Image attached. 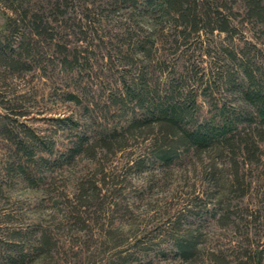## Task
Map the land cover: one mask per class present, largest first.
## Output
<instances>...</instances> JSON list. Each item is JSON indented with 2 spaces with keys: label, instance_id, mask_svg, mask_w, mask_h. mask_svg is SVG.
Masks as SVG:
<instances>
[{
  "label": "trees",
  "instance_id": "16d2710c",
  "mask_svg": "<svg viewBox=\"0 0 264 264\" xmlns=\"http://www.w3.org/2000/svg\"><path fill=\"white\" fill-rule=\"evenodd\" d=\"M0 1L12 11L0 32V107L5 110H0L2 264L51 258L57 246L51 231L40 229V224L29 230L22 227L11 212L23 203L13 189L43 191L47 202L55 194L52 205L63 213V226L84 229L93 217L90 200L100 198L105 187L100 180L108 172L99 162L134 134L152 135V142L147 160H135L124 175L133 168L145 171L149 161L158 164L160 174L199 163L210 168L209 182L224 192L219 205L228 192L247 194L250 186H244L241 163L264 164V49L252 40L264 37V0ZM239 1L243 8L235 5ZM77 5L82 8L79 13ZM143 16L151 19L149 25ZM106 23L120 30L103 27ZM248 31L252 35L247 37ZM221 33L224 39L215 42ZM237 36L238 42L244 37L242 44L235 42ZM169 52L177 55L175 64ZM33 72L65 86L53 93L81 104L86 122L73 113L53 117L50 134L29 123V103L35 99L28 91L20 92L16 80ZM63 129L69 141L58 145L55 134ZM85 158L96 169L79 180L81 191L74 199L66 192L68 184L59 179ZM216 158H227L228 165L210 167ZM206 159L212 162L206 165ZM229 172L231 182L221 185L220 178ZM150 175L152 183L159 181L155 172ZM4 200L12 208H5ZM224 206L195 214L204 211L218 221L229 219L234 211L230 203ZM128 207L125 215L130 214ZM192 211L187 208L168 220L175 232L171 245L184 260L198 252L199 234L184 233L183 227L195 215ZM140 248L147 253L146 247ZM118 255L110 264L140 263L136 256ZM215 259L217 264H263L261 256L249 253L236 261Z\"/></svg>",
  "mask_w": 264,
  "mask_h": 264
},
{
  "label": "rangeland",
  "instance_id": "374dc122",
  "mask_svg": "<svg viewBox=\"0 0 264 264\" xmlns=\"http://www.w3.org/2000/svg\"><path fill=\"white\" fill-rule=\"evenodd\" d=\"M235 5L243 8L240 1L235 2ZM77 6L79 13L82 8L80 5ZM11 14L7 3L0 1V32L6 25L7 16ZM142 18L149 25L151 19L145 16ZM103 27L110 28L113 32L120 30L111 23H106ZM251 35L252 33L248 31L247 37ZM224 37V33L218 34L214 37L217 39L215 42L219 43ZM238 39L237 36L235 42H238ZM252 40L259 42L258 46L264 49V37L263 39L253 37ZM243 42L244 37L238 43ZM169 56L170 61H175V64L177 55L169 52ZM195 57L197 61L200 59L199 55ZM204 58L206 63L211 60L208 55H204ZM100 70L95 74L98 86L102 83L99 82ZM16 85L20 92L28 91L35 99L29 103L28 121L38 127L42 134H50L55 129L51 120L53 117L73 113L76 118H84L81 104L66 101L58 93L65 86L53 84L46 76L40 77L39 72L29 73L21 81L16 80ZM57 87L58 92L55 94L53 92ZM224 94L229 95L227 92ZM0 110L5 112L1 107ZM118 119L114 117L112 120L120 122ZM82 121L86 122L84 119ZM55 135L58 145L69 141L64 129ZM151 142L152 135L134 134L124 143H120L115 151L102 157L99 163L108 172L100 180L105 187L100 198L90 200L92 205L89 212L93 217L87 221L88 226L84 229L69 230L65 228L66 225L63 226V213L58 212L52 205L55 194H51L52 198L47 202L46 199L49 197L43 191L20 187L13 189L11 192L21 198L23 203L11 212L18 215L22 227L29 230L40 224V229L50 230L53 240L57 242L51 258L38 257L26 264H110L111 260H117L119 253L120 256L130 254V258L136 256L139 264H217L215 258L236 261L245 258L246 253H249L261 256L264 264V164L252 163L247 166L241 163V172L244 173L246 182L244 186L248 183L249 191L243 196L238 190L228 192L227 200L219 205V199L224 192L209 182L206 171L210 168L205 169L199 163L178 166L172 174H160L158 164L153 165L149 163L150 161H145L148 169L138 172L133 168L130 174L124 175L129 165L145 157ZM262 148L264 162V142ZM239 160L243 161L241 156ZM211 162L210 159H206L204 164L208 165ZM212 163L210 167L214 165L225 168L228 165L227 158H216ZM95 169L96 165L85 158L78 166L60 176V184L62 181L66 182L68 184L66 192L74 197L81 191L79 180L88 177L90 171ZM151 172L160 176L156 183L151 181ZM76 176L80 177L76 179ZM230 176V172L226 173L220 178V184L228 186L227 183L231 182ZM88 193L90 197L93 195L92 190ZM108 199H112V202ZM4 202L5 208H12L6 203L8 201ZM224 202L230 203V208L234 211L229 219L218 221L209 212L204 211L202 215L195 214L207 208L210 211L220 210L222 206L225 207ZM126 205L130 207L128 215L124 214ZM187 208L193 209L192 214L195 215H190L189 221L184 223L183 227L186 229L184 233L192 231L199 234L198 252L190 260L182 259L173 250L170 240L171 234L175 232L168 223L169 219ZM2 231L0 230L1 233ZM141 246L147 248V253L141 250Z\"/></svg>",
  "mask_w": 264,
  "mask_h": 264
}]
</instances>
